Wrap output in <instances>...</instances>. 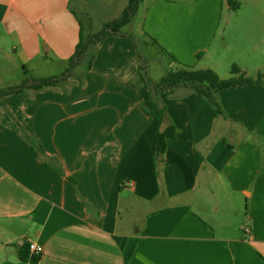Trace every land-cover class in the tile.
I'll return each instance as SVG.
<instances>
[{"label": "crops", "instance_id": "obj_1", "mask_svg": "<svg viewBox=\"0 0 264 264\" xmlns=\"http://www.w3.org/2000/svg\"><path fill=\"white\" fill-rule=\"evenodd\" d=\"M172 3L150 1L138 30L174 52L171 65L219 73L231 60L264 74L253 56L264 55V26L234 35L241 57L198 67L209 38ZM85 5L0 0V81L10 65L17 75L5 87L29 70L60 74L53 67L67 65L84 35L76 8ZM132 34L102 39L90 67L55 86L0 97V264H264V86L219 91V108L188 86L158 95L161 129L174 125L176 137L155 160Z\"/></svg>", "mask_w": 264, "mask_h": 264}, {"label": "rangeland", "instance_id": "obj_2", "mask_svg": "<svg viewBox=\"0 0 264 264\" xmlns=\"http://www.w3.org/2000/svg\"><path fill=\"white\" fill-rule=\"evenodd\" d=\"M77 0H72V6ZM86 4L84 10H79L76 8L79 18L82 21L84 35L88 37L92 32H87V21L91 18L93 24L90 26L91 29L98 31L103 26L105 21L115 19L119 15L117 14L120 7L127 4V0H83ZM152 0H141L136 15L130 24L122 27V32L136 33L138 37L140 46L139 51H142L143 57L148 63V77L151 79L160 78L163 72L167 70H172L175 68L171 65L172 62L169 60L168 56L163 54L149 38L143 36L139 29H141V24L143 20V13L145 8L148 6L149 2ZM172 2L171 6H180L185 12V18L187 21L199 22L198 27L205 35V38H209L204 41V45H209V53L200 62L198 67H205L208 65L209 61L214 59L218 62H223L225 59H231V53L238 57L242 56V43L235 40L237 37L240 39L247 35L244 33V29L249 32L252 27L264 26V0H236L238 3V8L233 9L229 6L226 0H170ZM187 24V22H184ZM244 28V29H242ZM94 33V32H93ZM212 33H216V37L213 41L209 43L212 37ZM250 36H254L252 33ZM168 54H172L177 58L172 51H168L165 48L161 49ZM203 51V50H201ZM183 57H189L190 59H197L196 54L192 51H182L180 52ZM202 54V53H201ZM253 56L262 61V70L264 71V55H260V52H253ZM231 61V60H230ZM229 61L228 64H224V67L219 68V73L222 75L223 79L231 76V68L233 65ZM67 66V65H66ZM65 65H58L53 67L52 73H63L66 69ZM85 68L84 65L75 69L78 72ZM195 69V68H193ZM30 76L36 77L35 72L32 70L28 71ZM5 80L0 81V87H5L6 85L15 83V69L13 66H8V73H5ZM59 75V74H58ZM254 76L253 72L250 74Z\"/></svg>", "mask_w": 264, "mask_h": 264}, {"label": "trees", "instance_id": "obj_3", "mask_svg": "<svg viewBox=\"0 0 264 264\" xmlns=\"http://www.w3.org/2000/svg\"><path fill=\"white\" fill-rule=\"evenodd\" d=\"M140 1L141 0H128L126 7L118 17L106 22L100 30L90 34L88 37H85L81 32L75 51L67 59V66L63 73L40 78L27 74L20 84L0 88V97L9 93L55 86L67 80L68 77L73 74V70L79 65H84L85 69H88L91 65L93 52L97 43L111 35H123L128 33L122 32L121 29L132 22ZM226 1L233 9H237L239 6L236 0ZM145 35V37H149L147 34ZM133 37L135 41H137L138 46V37L135 35H133ZM149 39L150 42L156 45V41L153 38L149 37ZM139 49L140 46H138V50ZM161 52L167 55L171 62H177V59L172 54H168L163 50H161ZM200 55L201 53H197L196 57L199 58ZM138 56L139 65L137 75L139 90L143 96L142 109L145 113L151 115L155 121V160L162 158L167 148V139L169 137H176V128L174 125L169 124L164 129H161V124L166 116V110L156 103L155 99L158 95H167L180 86H188L196 91L200 99L203 97L207 98L212 104L219 108L214 98V95L219 91L243 86H264L263 73H258L257 76L253 78L247 76L237 65L232 66L231 76L223 79L210 68L193 69L190 66L178 63L179 65L174 69L163 72L158 80H152L148 77V63L143 57L142 51H139ZM26 249H28V245ZM26 253L27 251L25 250L22 257H25Z\"/></svg>", "mask_w": 264, "mask_h": 264}, {"label": "built area", "instance_id": "obj_4", "mask_svg": "<svg viewBox=\"0 0 264 264\" xmlns=\"http://www.w3.org/2000/svg\"><path fill=\"white\" fill-rule=\"evenodd\" d=\"M28 251L31 256H40L43 251V248L40 244L36 242H29Z\"/></svg>", "mask_w": 264, "mask_h": 264}]
</instances>
